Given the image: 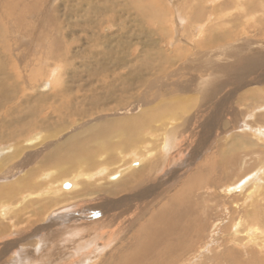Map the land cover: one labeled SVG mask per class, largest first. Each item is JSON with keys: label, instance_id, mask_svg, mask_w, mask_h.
<instances>
[{"label": "rangeland", "instance_id": "obj_1", "mask_svg": "<svg viewBox=\"0 0 264 264\" xmlns=\"http://www.w3.org/2000/svg\"><path fill=\"white\" fill-rule=\"evenodd\" d=\"M0 32V264L124 262L173 204L154 264H264L261 141L221 153L264 130V0H0Z\"/></svg>", "mask_w": 264, "mask_h": 264}, {"label": "bare ground", "instance_id": "obj_2", "mask_svg": "<svg viewBox=\"0 0 264 264\" xmlns=\"http://www.w3.org/2000/svg\"><path fill=\"white\" fill-rule=\"evenodd\" d=\"M14 1V0H13ZM253 1V0H252ZM23 5V4H22ZM12 7V6H11ZM10 8V7H9ZM9 8H7V10H8V12L7 13H9ZM26 9V8H25ZM24 8L22 9V10H20L21 12L18 14V16H17V18H18V20H19V22H22V20L25 18V12L27 11V9L25 10ZM0 35H1V37L3 36V34H1V32H0ZM5 35V34H4ZM1 42V41H0ZM261 56V55H260ZM259 57V56H258ZM249 58V59H246V58H242L243 60H244V63L242 62L241 64H242V67L243 66H245V64H247V63H251V62H256L257 61V59H259V58ZM264 57V56H263ZM264 59V58H263ZM260 60V59H259ZM54 72H55V70H53L52 71V77H53V74H54ZM0 73H4L3 72V70L1 69V67H0ZM4 80V79H3ZM5 82V85H4V83L1 81L0 82V92L2 91V90H4V88L6 87V81H4ZM6 91V90H5ZM3 94V93H2ZM7 94V92L5 93V95ZM8 95V94H7ZM56 95V94H55ZM59 96H60V94H59ZM57 97L58 98V101H61V98H62V100L63 101H61V102H63V104H61V107H58L57 108V110L58 111H62V110H65L64 108H67V107H65V106H68L69 107V105L71 104V101L73 100V99H69V98H66V97H69V96H66V97H64V98H66L67 100H65L62 96H60V97ZM6 97V96H5ZM55 97V96H54ZM88 97V96H87ZM8 98V97H7ZM3 100H5V98L3 99ZM9 100V99H8ZM4 102H0V105L1 104H3ZM11 104V103H10ZM258 107H260V106H258ZM36 109H37V107H36ZM31 110V109H30ZM253 110V109H252ZM14 111V110H13ZM12 110H10V111H8V113L9 114H11V112H13ZM37 112V111H36ZM5 114V113H4ZM6 115V114H5ZM3 116V117H1V119H0V128L3 130V129H5L6 127L8 128L9 126H11V125H15V127L16 126H19L20 125V121H21V119L19 118V115H18V117H11V118H9V117H6V116ZM5 117H6V119H5ZM21 117V116H20ZM264 117V116H263ZM247 118V117H246ZM254 119V118H253ZM261 119H264V118H261ZM44 121H46V120H44ZM260 123V122H259ZM41 124H43L42 123V121H41ZM238 124H240V122L238 123ZM245 125V124H244ZM251 127V126H250ZM252 127H254V126H252ZM6 128V129H7ZM251 130H252V128H250ZM253 130L255 131V133H252V135L250 134V137L249 138H251V141H248L247 140V138L245 137V135L243 134V135H240V136H235L234 137V141L232 142V144H230L227 148H224V150H222L221 151V153H222V155H223V157H226L227 155H229L230 156V153L233 151V153L234 152H237V149H240V148H243L246 144H250V147H253V146H255V144H256V146H257V144L258 143H260V141H261V148L263 149V151H264V143L262 142L263 140H264V130H260V128H253ZM8 132V131H7ZM6 131H5V133H7ZM245 132V131H244ZM4 133V134H5ZM246 133H248V132H246ZM1 136V135H0ZM252 137H253V139H252ZM165 138H166V140L164 141V143H162V145H161V149L163 148V150H167L169 147H170V145H171V142L169 141V139L167 138V136H165ZM164 138V139H165ZM233 139V138H232ZM256 140V141H255ZM61 144V143H60ZM60 144H59V146H60ZM73 144V143H72ZM260 144H258V146H259ZM263 145V146H262ZM172 147V146H171ZM170 147V148H171ZM175 150V149H174ZM61 151V150H60ZM263 151H261L262 153H264ZM22 152V151H21ZM75 152V151H74ZM59 153V152H58ZM69 153V152H68ZM82 154V155H84L85 156V154L87 155L88 154V152L86 151V149L85 148H82L81 150H79V152H78V154ZM95 153V152H94ZM168 153V152H167ZM232 153V154H233ZM53 154V153H52ZM51 154V155H52ZM65 154V153H64ZM50 155V154H49ZM55 155H57L56 153H55ZM61 156H63V154L61 153L60 154ZM51 157V156H50ZM79 157V156H78ZM77 157V158H78ZM67 159V158H66ZM63 160V158H56L55 159V162H61ZM2 161V160H1ZM4 162V161H3ZM82 162V161H81ZM81 162H79V163H81ZM263 170H264V165H263ZM152 170H154V169H152ZM85 174V173H84ZM50 175V174H49ZM248 176V175H247ZM90 177V176H89ZM116 177V176H115ZM243 178V177H242ZM80 182V181H79ZM82 182V181H81ZM240 182V183H239ZM237 184L239 185H237L235 188L234 187H230V188H234L233 189V191L234 192H238L239 190L237 189V187L238 188H242V187H245L246 185L245 184H247V181L245 180H240ZM77 183V182H76ZM195 184V183H194ZM243 189L244 188H242L241 189V191H243ZM231 191V190H230ZM229 191V192H230ZM240 192V191H239ZM249 192V191H248ZM253 192V190H250V192L249 193H252ZM231 193H232V191H231ZM186 195L188 196V193H186ZM185 198L186 199H184V203H186V202H188V206L187 207H189V201H187V197L185 196ZM174 205V207H175V209L174 208H169V209H167V210H165L164 212H162V214L159 216V214H157V215H155V217L153 218L154 219V221L152 222V225H150V228H151V231H152V229H154V228H159L160 229V231L157 233V234H154L153 235V233L150 231V233L149 234H147L146 236H144V241H140V243L139 244H137L136 246H134L135 247V250H133V252H135V253H133L132 254V256L131 255H129L125 260H124V262L123 261H121V260H117V261H113L112 263H110V264H149L148 262H147V260L149 259V260H151L153 257H155V255H158V254H161V253H163V252H161V251H168V250H171L174 246H176L177 244H175V243H180L181 241L180 240H182V236L184 237V236H186L185 234H187V233H189L193 228H194V226H193V221H191L190 219H188V220H185L184 221V215H186V209L184 208V207H182V208H178V205L177 204H173ZM187 204H185L184 206H186ZM25 208V207H24ZM168 208V207H167ZM190 209H191V207H190ZM193 209V208H192ZM188 211V210H187ZM257 211V210H256ZM190 212H192V211H190ZM194 213V212H193ZM191 214V213H190ZM115 216V215H114ZM258 216V215H257ZM189 217V216H188ZM111 218V217H110ZM258 218V217H257ZM107 223V225L105 224V226L107 227L108 226V223L109 222H106ZM71 224V223H70ZM102 223H98L97 225H100V227H102V225L104 224H102ZM112 224V223H111ZM99 227V228H100ZM103 228V227H102ZM147 228V227H146ZM79 229V228H78ZM94 229H95V227H94ZM148 230V229H147ZM76 232V231H75ZM75 232H73V233H75ZM115 233V232H114ZM144 233V232H143ZM108 236V235H107ZM114 235H112L111 237H113ZM93 237H94V235H93ZM92 236H90V238L88 239V244L89 245H91V243H93V244H95L94 242H91L90 241V239L91 238H93ZM111 237H109V240L111 239ZM143 238V237H142ZM108 240V241H109ZM142 240V239H141ZM94 241V240H93ZM91 242V243H90ZM104 242V241H103ZM152 242H157L156 243V245H153V243ZM108 243H110V241L108 242ZM81 244H84L83 246L84 247H87L88 245L86 244V242H84V243H81ZM92 244V245H93ZM105 244V243H104ZM107 244V243H106ZM105 244V245H106ZM80 245V244H79ZM98 246H100V245H98ZM129 246H131V245H129ZM78 247V246H77ZM80 247V246H79ZM106 247H107V245H106ZM102 248V247H101ZM82 250V246L80 247V248H78L77 249V251L78 252H80ZM93 252V251H92ZM132 252V251H131ZM77 253V252H76ZM118 254V253H117ZM116 254V255H117ZM164 254V253H163ZM119 255V254H118ZM117 255V257H119ZM43 256V255H42ZM113 257H114V255H112ZM47 255L45 254V256H44V259H47ZM30 258V257H29ZM40 257H36V260L37 259H39ZM48 259H49V257H48ZM154 260L156 259V258H153ZM23 261V260H22ZM25 261V260H24ZM152 261V260H151ZM30 262V261H29ZM28 262V264H30ZM159 262V261H158ZM21 263V262H20ZM41 263H42V260H41ZM40 263V264H41ZM152 263L154 264V262L152 261ZM33 264V263H32Z\"/></svg>", "mask_w": 264, "mask_h": 264}, {"label": "water", "instance_id": "obj_3", "mask_svg": "<svg viewBox=\"0 0 264 264\" xmlns=\"http://www.w3.org/2000/svg\"><path fill=\"white\" fill-rule=\"evenodd\" d=\"M64 186H65L66 188H68V187H70V183L67 182V183L64 184ZM237 189H238L239 191H241L242 188L240 189V188L237 187Z\"/></svg>", "mask_w": 264, "mask_h": 264}]
</instances>
